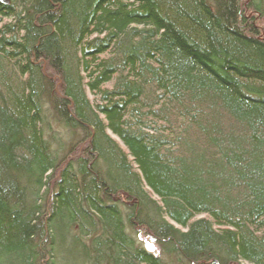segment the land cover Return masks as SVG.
Masks as SVG:
<instances>
[{
  "label": "trees",
  "instance_id": "16d2710c",
  "mask_svg": "<svg viewBox=\"0 0 264 264\" xmlns=\"http://www.w3.org/2000/svg\"><path fill=\"white\" fill-rule=\"evenodd\" d=\"M0 264H264V0L0 1Z\"/></svg>",
  "mask_w": 264,
  "mask_h": 264
},
{
  "label": "rangeland",
  "instance_id": "374dc122",
  "mask_svg": "<svg viewBox=\"0 0 264 264\" xmlns=\"http://www.w3.org/2000/svg\"><path fill=\"white\" fill-rule=\"evenodd\" d=\"M129 204H132L133 202H128ZM205 215H198L196 218L199 217H204ZM178 226V225H176ZM179 228H181L180 226H178ZM139 238L141 240V242H143L145 244V246L152 252L159 254L160 253V249L159 247L155 244V242L146 234H144L143 232L139 233Z\"/></svg>",
  "mask_w": 264,
  "mask_h": 264
},
{
  "label": "water",
  "instance_id": "95a60500",
  "mask_svg": "<svg viewBox=\"0 0 264 264\" xmlns=\"http://www.w3.org/2000/svg\"><path fill=\"white\" fill-rule=\"evenodd\" d=\"M1 2L7 4L9 2V0H0Z\"/></svg>",
  "mask_w": 264,
  "mask_h": 264
}]
</instances>
